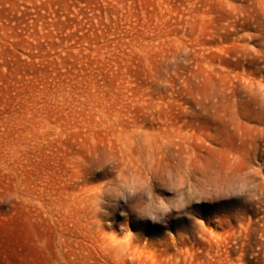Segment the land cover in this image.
I'll list each match as a JSON object with an SVG mask.
<instances>
[{
  "label": "rangeland",
  "instance_id": "1",
  "mask_svg": "<svg viewBox=\"0 0 264 264\" xmlns=\"http://www.w3.org/2000/svg\"><path fill=\"white\" fill-rule=\"evenodd\" d=\"M260 82L264 0H0V264H112L102 240L126 232L130 264H264V209L227 198L222 174L241 150L264 171ZM164 140L223 198L166 223L120 201L92 230L84 194L113 175L93 158L150 168ZM183 186L169 177L180 209Z\"/></svg>",
  "mask_w": 264,
  "mask_h": 264
},
{
  "label": "clouds",
  "instance_id": "2",
  "mask_svg": "<svg viewBox=\"0 0 264 264\" xmlns=\"http://www.w3.org/2000/svg\"><path fill=\"white\" fill-rule=\"evenodd\" d=\"M188 55L190 53L187 49L179 48L175 55L166 57L163 62L176 68ZM258 87L264 91V82H260ZM208 102H211V97ZM258 108L261 110L258 113L259 117L264 118V102L259 101ZM144 139V134L140 133L141 144ZM163 143L165 147L155 155L150 168L142 163H137L135 167H127L119 156L112 153H103L93 158L99 169L107 167L113 175L100 184L92 185L91 190L84 194V208L90 218L92 230L106 233L102 227L100 214L108 215V208L116 206L120 201L128 204L139 219L166 223L173 213L191 216L192 213L186 209L197 199L206 200L209 195L215 199L223 198L210 194L203 183L197 184L193 181V177L199 180L201 177L213 175L210 165L205 162L198 163L194 158L183 154L170 140H164ZM170 149L173 152L171 160L168 159ZM222 174L227 175L229 183L234 182L236 185L235 190L228 191L227 198L235 197L244 203L255 204L258 209H264V171L249 163L243 150L232 154ZM137 177L143 182V187L137 183L133 192L128 185ZM169 177L177 183L181 180L184 182L182 191L187 203L182 209L175 206L178 193L169 187ZM157 187L166 189L174 195L165 197L156 191ZM133 249L130 232H126L123 237L107 233L100 245V251L110 258L112 264H130L129 257Z\"/></svg>",
  "mask_w": 264,
  "mask_h": 264
}]
</instances>
